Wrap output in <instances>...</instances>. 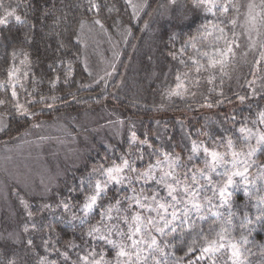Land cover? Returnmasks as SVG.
Instances as JSON below:
<instances>
[{
    "label": "trees",
    "instance_id": "1",
    "mask_svg": "<svg viewBox=\"0 0 264 264\" xmlns=\"http://www.w3.org/2000/svg\"><path fill=\"white\" fill-rule=\"evenodd\" d=\"M239 1L226 14V20L237 21L235 26L226 23L236 42L234 59L222 70L211 69L212 83L203 76L194 81L192 96L167 98L165 88L182 68L178 56L174 59L169 53H176L205 17L192 7L191 0H19L17 11L25 22L10 20L7 25H0V81L8 79L14 56L25 52L28 94L38 101L44 97L57 99V107L48 114V120L60 122L67 118V134L85 138L89 143L86 164L79 172V167L71 168L72 174L60 180L63 186H71L75 177L104 153H109L105 156L108 159L117 158L127 146L129 131L139 138L148 137L155 146L167 150L174 149L178 141L189 144L190 132L185 117L180 115L188 106L203 111L208 101L217 105L221 99L242 95L248 97L246 105L264 107V59L254 76L255 63L264 47V0L256 4V37L246 33L243 22L247 0ZM174 33L179 35L172 40ZM0 100L12 101L7 84L0 85ZM4 114L8 117L0 140L33 128L26 115L18 116L14 111ZM96 115L103 119L90 121ZM74 119L83 124L76 126ZM116 121L125 127L121 140L103 137L106 127ZM201 122L202 130L211 136L224 134L213 129L211 114ZM116 196V188L112 187L103 200ZM256 203L257 199L240 190L234 193L233 207L226 214L181 222L175 231L166 234L168 245L160 257L162 264H210L198 255L206 245L205 237L212 239L226 219L232 221L231 225H224L226 239L247 237L246 243L241 241L248 256L245 264H264V224L255 222L259 213L251 206ZM244 211L249 213L251 224L244 219ZM230 212L234 215L230 216ZM56 226L60 230L64 227ZM80 229V234H74ZM86 230L73 226L66 232L79 239ZM36 242L29 234L21 241L1 238L0 264H39L43 247Z\"/></svg>",
    "mask_w": 264,
    "mask_h": 264
},
{
    "label": "rangeland",
    "instance_id": "2",
    "mask_svg": "<svg viewBox=\"0 0 264 264\" xmlns=\"http://www.w3.org/2000/svg\"><path fill=\"white\" fill-rule=\"evenodd\" d=\"M257 1L258 0H247L246 7L248 9L243 13L246 33L248 32L252 37H256L259 33L257 31L258 18L255 13ZM221 2L228 3L231 9L237 3L239 4L240 1L221 0ZM2 4L3 7H0V17L5 15L4 10L6 8L14 7L17 10L19 0H2ZM250 5L251 8L249 7ZM250 13L251 17L255 18L254 20L251 19ZM17 14H19L18 11ZM10 20L14 19L8 17V21ZM208 20H211L214 24H219L220 27H224L225 32L221 34L218 31H213L212 35H207L201 30V34H198L197 29H199L202 24L207 23ZM221 21H224V23H221ZM226 23L229 24L228 20H226V14H218V18H213L211 16L207 18L204 17V21L198 25L190 35V37L197 36V48L200 49L201 53L208 52L210 55H216L217 49H220L221 52L225 51V40L229 42L234 53L236 42L234 41V36L231 35L226 27ZM208 28L212 30V24H209ZM221 35L222 38L217 39V37ZM253 40L256 39L253 38ZM179 49L176 52V56H178L180 62L183 60L184 63H181L182 68L179 70L176 77L179 75L181 79L178 81L175 78L174 82L165 88L167 98H186V96H192L193 92L191 89H195L192 84L194 81H198L200 77L203 76V78L206 79L205 81L209 83V79L211 78V70L205 71L201 69L200 72H197L189 59V57L195 56L197 59H200L201 63L207 68V58H202L191 48H188L186 52L181 55ZM233 53L228 54L223 66L217 65L216 68H225L230 60L234 59L232 56ZM261 53L262 54H260V57L255 63L254 76L258 73L261 62L264 59V47ZM217 58L220 57L217 56ZM27 64L28 58L26 53H17L14 56L13 66L11 68V72H14V75L11 78L8 77L3 84H0H7L10 87L11 93L13 91L12 85L15 84V91L17 93L15 97L12 96L11 102L0 105V108H2V111L0 109V131L5 128L7 122L8 116L4 114L5 111H14L15 114L18 113V116L26 115L30 120V124L33 126V128H26L23 130L22 134L11 135L6 139L4 138V140L2 139L3 141L0 140V239L7 237L21 241L29 234L30 238L35 239L38 244L43 247L41 256L39 257V264H83V257L89 256V259H91L90 254L92 252L103 253L105 260L110 261L111 264H115L116 249L111 245L103 241L98 243L100 240L95 237H89L86 234H82L79 239L71 238L67 236L66 229L70 230L73 226L83 227L87 229V233L89 225L97 224L101 220V213L104 209L109 205H115L116 200L121 201V216L128 215L130 217L134 212L140 211L135 206L129 208V203L133 202L125 200L126 197H131L133 195L132 188H135L137 193H140L141 189H143V193L148 196H151L155 192H159L161 197L166 196V190L162 185L156 184L155 181L150 180L147 183L143 180L136 181L135 173H125V175L133 177L132 184H128L127 182L120 185L114 183L110 184L107 192L109 188H116L117 196L113 198L114 200L108 197L107 201L103 199L98 201L97 209L92 212L88 218L89 223L81 224L78 220L73 221L71 219L72 213L76 212L80 214L79 206L83 203L85 196L91 194V186L87 183L88 178L91 176L93 179H102L99 174V169L102 166L108 167L112 162L119 164L121 163L120 158L123 156L132 163V166L136 168L137 171H144L149 164H154L156 159L161 158L159 155L153 154L154 152L160 151L168 152L173 155L179 154L184 159V162L187 163V156L189 154L188 149L192 140H195L197 143L203 142L210 149L215 147L218 151L224 152L226 149L222 146L223 142L226 138H231L235 143L237 151L247 153L249 150L248 144L241 140V134L238 132V129L240 127H246L251 128L254 133L264 132V124L258 122V114L264 111V107L258 108L255 106L252 108L250 105H246L245 100L248 99L247 96H243L245 97L243 102L239 99L242 95H239L236 99H221L219 102L220 104L217 105L208 101L204 105L203 111L197 107L188 106L185 109L186 112H180V115L185 117L186 126L190 132L191 138L189 144L184 145L182 142L178 141L174 149L167 150L155 146L148 137L139 138L134 131H129L126 143L127 146L124 151L119 153L117 158L108 159L107 155L109 153H104L89 165L88 170L77 175L71 186L66 188L62 185L60 180L63 178L67 179V176L72 174H70L71 168L77 169L79 167L78 172L82 170L80 167L84 166L82 164H86V153L89 150V143H86L87 140L85 138L81 139L74 135L70 136L67 134V131L70 130L67 129V125L65 124L68 120L67 118L60 122L48 120V114L57 107L55 106L57 99L53 97H44L43 100L40 99L39 102L28 94V88L26 87V80L28 77ZM254 81H256L255 77ZM181 82L184 88L177 89V84ZM173 90L180 91L182 94L171 95L170 93H172ZM200 94L202 93L200 92ZM209 103L213 106L208 107L207 104ZM17 104L23 107L17 109ZM60 105L61 104H59V106ZM210 114L213 129L223 131V135L214 137L205 130H202L201 120L204 116H210ZM89 119L96 123L102 120L103 116L96 115ZM217 120L218 122H216ZM72 121L76 126H81L83 124L82 120L77 121L74 119ZM254 121H256L255 124L253 123ZM121 123L120 121L111 122L103 133H100H102V136L104 135L108 138L114 137L117 140H121L123 137V130H125V127ZM55 132H59V134H54ZM133 132L136 134L137 143L131 142V134ZM142 140H147L151 147L146 145L140 146L138 142ZM251 144L252 146H256L255 138L252 139ZM141 156H143L142 159ZM200 156L202 158L203 153H201ZM247 159V187L249 189L247 193L257 199L258 196H264V178H260L264 176V151L258 149L253 156ZM192 166L193 170L195 168H203L202 159L193 161ZM178 171L180 172V179L182 180L184 178V170L179 169ZM154 175L159 177L161 172L157 170ZM214 179L221 180L222 178L214 176ZM82 180L84 184H81ZM243 188L244 185H241L239 188L235 189L234 193H238L240 190H243ZM105 196H107V193ZM205 196L211 197V191L200 193V202L202 204L204 203L203 198ZM62 203H68L70 205L68 211H65ZM183 207V204L179 205L177 211H181ZM231 209L220 207L217 210L214 207L205 205L203 212L197 213L192 211L184 221H188L193 217H204L210 214H226L228 211H231ZM141 214L144 216H156L155 213H148L146 211ZM112 215L115 217L117 213L113 211ZM117 222L116 220L111 221V223ZM180 223V221H176L175 228ZM56 224L61 227L64 225V227L60 230L57 228ZM121 228L126 231V227L123 224H121ZM169 230L170 229L166 228L164 230V235H160L154 231L152 233L156 236L160 247L163 249V253L166 249V245H168V237H166V234ZM80 232L81 229L79 231H74V234L78 235ZM23 233L25 235H23ZM111 238L119 239L116 235H113ZM222 242L225 243L226 247L215 254V262L219 261L218 264H220V261H227V264H232L230 243H238L241 251L239 259L242 260L244 264L247 263L248 256L246 252H244V246L239 239L233 240L225 238ZM104 245L110 247L111 250L106 249ZM141 247L145 246L142 245ZM145 254H147V249H145ZM201 255L202 251L198 257L200 258ZM161 256L162 255L158 254L156 259L160 260Z\"/></svg>",
    "mask_w": 264,
    "mask_h": 264
},
{
    "label": "snow or ice",
    "instance_id": "3",
    "mask_svg": "<svg viewBox=\"0 0 264 264\" xmlns=\"http://www.w3.org/2000/svg\"><path fill=\"white\" fill-rule=\"evenodd\" d=\"M131 3V0H128ZM175 0H173V3ZM191 5L194 9L203 12L205 18L211 16L218 18V14H227L230 10L228 3L221 2V0H191ZM0 7H3L2 0H0ZM135 7V6H133ZM251 8V5L249 6ZM5 15L0 17V25L8 24V17H12L17 23H24L22 17L17 14L16 8H6ZM251 17V13H250ZM251 19H255L251 17ZM97 24L100 21H96ZM224 23V21H221ZM231 25L235 26L236 19L228 21ZM212 24V30H209L208 25ZM203 33L212 35L213 31H218L223 34L225 32L224 27H220L219 24H214L211 20L201 25L197 29V33ZM179 34L174 33L170 39L175 40ZM217 37V39H221ZM188 48L193 49L202 58H207V68L201 63L200 59L195 56L189 57L191 63L197 72L201 69L209 71L215 69L217 65L223 66L229 53H233V48L229 42L225 40V51L221 52L220 49L216 50V55H210L208 52H200L197 48V36H191L188 40L184 41L179 52L183 55ZM234 54V53H233ZM170 56L176 58L175 52H170ZM219 56L220 58H217ZM181 63H184L181 60ZM222 70V68H221ZM9 77L14 75V72H9ZM58 79V78H57ZM180 81V76L176 77ZM209 83H212V78L209 79ZM0 84H3L0 81ZM15 84L12 85L13 91L11 95L15 97L17 95L15 91ZM184 88L183 83L177 84V89ZM186 90V89H185ZM171 95H181L182 93L177 90H173ZM222 95V93H221ZM240 101L243 102L245 97L240 96ZM218 101L217 103H219ZM5 100H0V105L5 104ZM208 107H212L211 103L207 104ZM17 109L22 108V105L17 104ZM26 111V110H25ZM258 122L264 124V111L258 114ZM254 124L256 121L253 122ZM238 132L241 134L240 138L243 142L248 144V152L244 153L236 150L234 141L231 138H226L223 142V147L226 149L224 152L218 151L215 147L210 149L205 143H197L192 140L188 149L187 163L179 154H171L168 152H154V155H159L161 158L156 159L154 164H149L144 171H137L132 166V163L123 156L120 158L121 163L117 164L112 162L108 167H101L99 174L102 179H93L91 176L88 178L87 183L91 186V194L86 195L83 203L79 206V213H72L71 219L73 221H80L81 224L89 223V216L98 207V201L102 200L107 193L108 186L110 184L120 185L127 182L133 183V177L125 175V173H135V180H143L145 183L152 180L156 184L162 185L166 190V196L161 197L159 192L153 193L151 196L145 195L143 189L140 193L136 192L135 188H132L133 195L126 197V201L129 203V208L135 206L140 211L134 212L130 217L128 215L121 216L120 200H116L115 205H109L101 213V220L97 224H90L86 233L89 237H95L96 239L103 241L104 243L111 245L116 249L115 264H162L161 260L156 259V256L163 255V249L160 247L156 236L153 235V231L160 235H164L166 228L171 231H175V222H183L188 218L190 212L195 211L201 213L204 210L205 205L216 208L227 207L231 209L232 196L235 189L244 185L243 190L247 193L249 191L248 184V157L253 156L257 150L264 151V132H253L251 128L240 127ZM255 138V145L252 146L251 141ZM131 142L137 143L136 134H131ZM140 146L151 145L147 140L138 142ZM203 153L201 158L200 154ZM143 156H141V159ZM202 159L203 168H195L193 170L192 162ZM179 169H183V179H180ZM159 170L161 175L156 177L154 173ZM215 177L222 178L221 180L214 179ZM264 178V176L260 177ZM84 184V181H81ZM205 191H211L212 196L203 198L204 203L200 202V193ZM215 201V203H214ZM183 204L184 207L181 211H177V207ZM65 211H68L70 205L68 203H62ZM255 207L259 215L256 216L255 222L258 224H264V196L257 197V203L251 205ZM171 209V211H170ZM115 211L117 215L113 217L112 213ZM155 213L156 216L151 215L144 216L142 212ZM31 214V213H30ZM229 215H234L230 212ZM244 219L247 223L251 224L253 221L249 218L247 211L243 212ZM116 220L117 223H111ZM231 219H226L223 224L220 225L219 231L216 232L212 239L205 237L206 246L201 249V260H208L210 264H216L215 254L226 245L222 241L225 240V234L227 229L225 224L231 225ZM121 224L126 227V231L121 228ZM116 235L119 239H112L111 237ZM147 237V238H146ZM240 241L247 242V237L240 236ZM31 245L32 241L27 242ZM71 243V242H70ZM144 245L145 247H141ZM232 264H244L239 259L241 251L238 243H230ZM147 249V254H145ZM193 251V249H189ZM207 254V255H204ZM91 259L89 256L83 257V264H111L110 261L105 260L103 253L92 252ZM99 257V258H97ZM151 258V259H150Z\"/></svg>",
    "mask_w": 264,
    "mask_h": 264
}]
</instances>
